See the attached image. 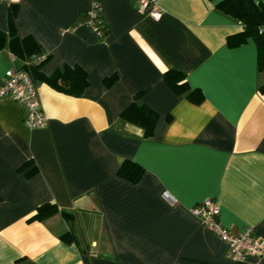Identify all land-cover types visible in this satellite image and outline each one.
<instances>
[{"label":"crops","instance_id":"crops-1","mask_svg":"<svg viewBox=\"0 0 264 264\" xmlns=\"http://www.w3.org/2000/svg\"><path fill=\"white\" fill-rule=\"evenodd\" d=\"M218 1L156 0L153 18L136 0H99L103 41L84 24L91 0H0V29L15 3L17 34L49 55L37 77L45 127L0 100V264H264L227 258L191 212L210 198L222 226L264 238V67L252 38L227 43L243 24ZM20 65L0 47V83ZM64 66L85 72L79 95L46 80ZM169 69L185 74L182 92ZM133 102L157 113L150 136L122 117ZM125 160L143 167L138 181L118 174ZM46 202L72 219L30 220Z\"/></svg>","mask_w":264,"mask_h":264},{"label":"trees","instance_id":"trees-1","mask_svg":"<svg viewBox=\"0 0 264 264\" xmlns=\"http://www.w3.org/2000/svg\"><path fill=\"white\" fill-rule=\"evenodd\" d=\"M216 7L222 13L239 20L243 24L242 31L228 36L229 45H238L244 43L248 38H252L257 45V57L259 68L264 67V0H220ZM16 4H9L7 12L8 29H0V47L7 46L11 54L21 61L18 68L28 71L37 83L38 69L49 58L45 54L43 59L40 55L44 51L37 44L32 36L20 37L15 28ZM104 41L107 36V30L102 26ZM64 80L63 84H58V79ZM164 78L167 83L177 92H182L187 88L185 74L179 70L169 69L165 71ZM46 80L54 87L73 95H79L85 87L86 74L79 68H70L64 66L61 70H56ZM259 91L264 93V84L259 87ZM141 93V92H140ZM139 93V94H140ZM138 94V95H139ZM122 117L143 128L144 135L150 136L157 119V113L144 105L131 103L122 113ZM144 169L135 161L125 160L120 166L118 174L123 178L136 182L140 179ZM57 213H60L67 221L72 219V215L61 211L55 203L46 202L37 207L30 220L43 221ZM60 237L71 242L76 240L71 231H67Z\"/></svg>","mask_w":264,"mask_h":264},{"label":"built area","instance_id":"built-area-1","mask_svg":"<svg viewBox=\"0 0 264 264\" xmlns=\"http://www.w3.org/2000/svg\"><path fill=\"white\" fill-rule=\"evenodd\" d=\"M143 13L153 18H159L161 12L157 7L156 0H136ZM92 6L86 11L84 24L103 36V22L101 19V8L99 0H91ZM46 53L39 57L43 59ZM11 98L26 108L27 114L24 119L25 125L30 129L43 128L47 124V117L42 109L37 91V83L28 71L11 67L4 72L0 83V100ZM163 196L168 198L169 194L164 191ZM192 214L199 217L201 223L211 229L226 246V257L231 260H253L256 262L264 258V238L254 233L251 227L242 233H233L222 226L216 216L219 206L210 198L199 202L191 208Z\"/></svg>","mask_w":264,"mask_h":264}]
</instances>
